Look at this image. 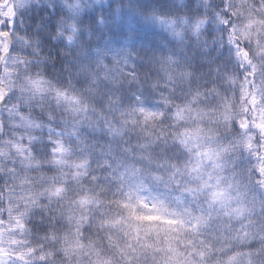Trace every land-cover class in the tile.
<instances>
[{"label": "clouds", "instance_id": "clouds-1", "mask_svg": "<svg viewBox=\"0 0 264 264\" xmlns=\"http://www.w3.org/2000/svg\"><path fill=\"white\" fill-rule=\"evenodd\" d=\"M0 264H264V0H0Z\"/></svg>", "mask_w": 264, "mask_h": 264}, {"label": "snow or ice", "instance_id": "snow-or-ice-1", "mask_svg": "<svg viewBox=\"0 0 264 264\" xmlns=\"http://www.w3.org/2000/svg\"><path fill=\"white\" fill-rule=\"evenodd\" d=\"M149 219H151V218H149Z\"/></svg>", "mask_w": 264, "mask_h": 264}]
</instances>
